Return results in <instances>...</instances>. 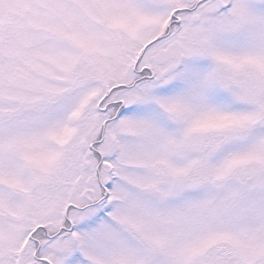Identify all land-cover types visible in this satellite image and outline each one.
Segmentation results:
<instances>
[{"label": "snow or ice", "instance_id": "1", "mask_svg": "<svg viewBox=\"0 0 264 264\" xmlns=\"http://www.w3.org/2000/svg\"><path fill=\"white\" fill-rule=\"evenodd\" d=\"M0 264H264V0H0Z\"/></svg>", "mask_w": 264, "mask_h": 264}]
</instances>
